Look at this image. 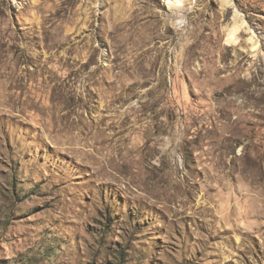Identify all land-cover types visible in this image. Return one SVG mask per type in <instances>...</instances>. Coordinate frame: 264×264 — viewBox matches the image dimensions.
Instances as JSON below:
<instances>
[{
  "label": "rangeland",
  "instance_id": "374dc122",
  "mask_svg": "<svg viewBox=\"0 0 264 264\" xmlns=\"http://www.w3.org/2000/svg\"><path fill=\"white\" fill-rule=\"evenodd\" d=\"M225 1L0 0V264H264V0Z\"/></svg>",
  "mask_w": 264,
  "mask_h": 264
},
{
  "label": "bare ground",
  "instance_id": "6f19581e",
  "mask_svg": "<svg viewBox=\"0 0 264 264\" xmlns=\"http://www.w3.org/2000/svg\"><path fill=\"white\" fill-rule=\"evenodd\" d=\"M169 3L172 4L171 1ZM174 4H177V3H174ZM225 4L228 7L231 4V2L227 0L225 1ZM234 21H235L234 26L227 29V33H228L227 41L231 43H236V36H238V34L243 30L244 25L246 23L244 18L238 12L235 14ZM178 24L181 25V23H178ZM249 42L252 43V48L254 50L253 52L258 51V43L254 41V37L250 38Z\"/></svg>",
  "mask_w": 264,
  "mask_h": 264
}]
</instances>
